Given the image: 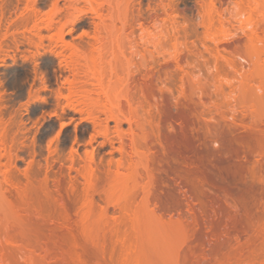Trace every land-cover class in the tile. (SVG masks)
<instances>
[{"label": "rangeland", "instance_id": "1", "mask_svg": "<svg viewBox=\"0 0 264 264\" xmlns=\"http://www.w3.org/2000/svg\"><path fill=\"white\" fill-rule=\"evenodd\" d=\"M170 1L5 0L0 9V134L4 133L6 146L0 148V264H185L184 255L192 245L191 231L201 232L202 229H197L201 225H191L192 216L184 205L178 215L177 212L165 214L161 216L162 222L159 216L160 221L155 220L156 224L155 217L145 216L144 219L142 215L139 227L135 228L133 212L139 198L132 196L138 189H134L129 181L119 185L111 162L119 158L114 123L109 122V139H104L97 120L105 119L103 112L96 106L85 107L81 104L84 102L81 96L69 98L70 85H66L65 80L73 79L72 49H63L56 38V33L62 29L66 43L79 45L86 55H90L92 49L88 42L102 23L124 25L126 32H134L136 40L141 37L143 46L139 50L145 58L132 76L134 83L129 90L136 99L135 107L132 106L136 108L140 99L156 104L153 106L154 121L158 125L156 135L148 128L144 130L145 134L140 132L146 137L141 140L144 150L160 162L159 158L165 154V139L186 138L193 144L192 150L201 155L208 153L213 162L222 156L227 141L234 144L255 133V110L259 108L255 107L260 103L256 97L259 101L256 106L255 94L262 95L259 89L264 88L259 81L264 79L255 77L258 73L264 78V50L259 59L255 55L260 53L258 49H264V44L250 45L253 48L261 46L256 48V53L253 48H250L252 52L246 50L249 42L245 36L255 31L259 15L255 13V2L248 6L246 2L236 4V0H214L220 13H215L214 20L218 14L221 18L213 21L212 26L206 18L208 26L205 27L202 26L205 15L200 10V0ZM173 3H177L176 10L169 8ZM96 7L99 14L94 11ZM143 29L148 32L143 33ZM37 32L42 40L37 37ZM258 34L262 36L261 31ZM26 37L35 39V45ZM145 41L151 43L144 46ZM221 47L230 49L226 51ZM257 83L261 88H257ZM256 88L260 92H256ZM230 93L239 97L236 102L228 97ZM89 95L96 100L94 93ZM71 102L78 108H71ZM119 102L124 112H130L132 107L124 99L120 98ZM259 111L257 113H262ZM180 115L189 119L191 127L183 133L177 124ZM262 122L264 126V120ZM111 141H115L113 145ZM130 143L126 136L127 151H130ZM250 147L249 161L240 154L238 162L242 167L239 177L243 186L240 189L249 194V191H255L258 180L255 175L264 170H255L261 165L257 162L258 166H255L256 159L260 161L263 154L257 155L255 144ZM89 154L94 157V163L90 164L94 176L88 186L82 172L84 167H89V161L85 159ZM179 165L183 170L185 166ZM162 167L165 166L162 164ZM154 168L157 166H152ZM157 175L164 177L162 173ZM259 178L258 181L261 176ZM165 183L168 186L160 188L163 193L169 191L179 196L178 186H172L170 181ZM126 185L124 193H127L124 194L122 189ZM153 189L155 191V187ZM156 189L161 191L158 186ZM152 204L151 209L154 208ZM219 204L223 206V203ZM155 212L159 215L156 209ZM146 218H150V224ZM253 218L250 232L243 234L237 245L235 240L231 241L225 251L232 253L238 248L239 258L233 259L237 256L233 254L227 259L224 253L213 258L216 259H212L213 262L204 260L210 264L264 263V219L255 222V215ZM178 219L187 236L181 229L174 231L180 224ZM169 222L175 229H169ZM212 243L215 241H210L209 245ZM167 245L175 249L172 258L166 257L172 250L168 247L167 252Z\"/></svg>", "mask_w": 264, "mask_h": 264}, {"label": "bare ground", "instance_id": "2", "mask_svg": "<svg viewBox=\"0 0 264 264\" xmlns=\"http://www.w3.org/2000/svg\"><path fill=\"white\" fill-rule=\"evenodd\" d=\"M200 1H201L200 10H202V12H203L202 15L203 14L205 15L204 18H202L203 17L202 15L200 16L203 19L202 26L205 25V27H206V26H208V24L212 26L213 21L215 22V20H217V18H219L218 16L220 14L216 10L215 2H214V0H200ZM236 1L238 2V3H236L238 5L239 4L242 5L246 2L245 4H247L248 6H251L250 2H252V3L255 2V13H257L259 15V18H258L257 22L255 23V31H253L254 29H252L253 32L252 33L248 32L250 35L245 36V37H247L246 41L249 42V49H246L247 47L245 49L251 50L254 47L253 45H255V43H257V42H260V44L262 42L264 44V0H255V1L254 0L253 1L252 0L251 1H249V0H236ZM170 2H172V0ZM4 4H5V0H0V9H3ZM176 4H174V3L169 4L170 5L169 8L176 10L175 9ZM94 11L97 14L100 13L99 8H97V7H96V9L94 8ZM217 12L219 14H218V16L216 15L217 17L214 20V17H215L214 15H215V13L217 14ZM173 18H174V16H173ZM206 18L209 22L208 24H207V21L205 22ZM49 20H51V19H49ZM201 22H202V20H201ZM47 27L48 28L50 27V22L47 25ZM47 27H45V29ZM258 31H261V33H262L261 37H263L262 38L263 41L259 35L260 32L258 34ZM147 32H148L147 29H143V33H147ZM39 35L40 34L38 33L37 37L39 38V40L40 39L42 40V37ZM148 35H150V34H148ZM56 38H57V41L62 43L61 45H63L62 46L63 49H64V47L66 49H69V48L72 49L71 51H72L73 57H70V60H71L70 65H71V72L73 74L71 76L73 77V79L72 80H68V79L65 80V83H67L66 85H68V86L70 85V87H69L70 89H68L69 94L71 93L69 98L72 99L71 95L81 96L84 99V100L82 99V101H84V102H82L81 104H84L85 107L89 106L91 108V106H92L95 108V106H96L97 108H99L103 112V114L105 115V119L100 120L98 118L97 120L99 121L98 122L99 133H100V135H102L104 137V139H107V140L109 139V131H110L109 122L112 121L114 123V139L118 143V147H116V150L119 153V158H117L115 160L112 159L111 162L116 169V174H117L116 181L119 185L125 183L126 181H129V183L132 184V187L134 189H136V190L138 189L137 190L138 192L135 190V192H137V193H134L132 196V197L136 196V198H139L138 203H136L137 206L134 210L135 212H133L134 221H135L134 224H136L135 228L139 227L138 223H139L142 215H143V218L145 216L150 217V218L155 217L154 221L158 220V222H159L161 220L160 222H162L161 216H163V215L165 216V214L172 213V212H177V215H178V212L180 211V207L185 205L186 212H188L189 216L190 215L192 216V217H190V218H192V221H193V222H191V225L193 227L201 225V226H199V228L197 227V229H202L201 232H200V230L199 231L196 230V231L200 232L197 235H196V233H198V232L195 233L194 229L191 231L192 233L190 234L191 235L190 238L192 241L191 240H189V241H191L190 243L192 245L190 246L191 248L188 250L187 254H185L186 256L184 255L185 264L189 263V262L192 264H193V262L198 264V263H200L199 262L200 260H201L200 264H206L207 262H208L207 264H210L209 261H211V262H213V260L215 261L218 258L217 255H224V253H225V256H224L225 258L226 257H227V259L232 258L233 254H236L240 250L237 248L235 250V252L233 251L232 253L231 252L226 253L228 250L230 242L235 240V244L237 245V243L240 242V240L242 239V238L241 239H239V238L243 237V234L245 236V233L248 230H251L252 224H253L252 220L254 219L253 218L254 215H255V222H259V220L264 219V170L261 172L258 171V170H260V169L262 170V168H264L263 167L264 166V163H263L264 162L263 161L264 160V157H263L264 156V126H263V122L261 123V121H263L264 119L260 118V117L264 118V115H263L264 114V109H263L264 108V97H263L264 92L262 91V89L264 90V88L262 87V89H259V88H261V86L259 87V85L257 83L258 87H257V85H256V87L261 91L262 95L259 93H256L259 91L256 88L257 91L255 93L259 94V95L255 94V104L257 106L259 101L261 104L259 103V106L255 107V108L259 107L260 109L258 108L255 110V112H256L255 113V122L256 123H255V133H253L254 136L248 135V137L241 138V139L237 140L236 142H234L235 145L230 143L229 141H227V143H225L223 148H222V153H221L222 156L218 157V159H214L213 162H212L213 159L212 158L210 159L211 156L208 153H202V155L198 153L199 154L198 155L194 150H192L193 144L191 142H189L186 138H181L180 140L179 139L177 140V139H173V137H170L172 139H170V140L165 139V143L163 146L165 154H163L164 155L163 159H162L163 155L161 156V158H159V160L160 159L163 160V161L160 160V162H161L160 163L158 161V159H154V158L150 157V154L148 153L149 151H145L143 148V144L141 143L142 142L141 140H144L146 138L145 135H142V133L145 134L146 128L150 129V132L154 133V135L158 134V132H157L158 131V125H156V122H155L156 121L155 120V112H154L155 110L153 107V106H156V104L152 105V104L148 103V101H143V100L141 101V99H140V101L138 102V106L136 108H134L136 105L135 95L130 93V90H129L131 85L134 83L132 76L135 73V70L136 71L139 70V67L142 64V60L145 58L143 51L139 50V48L140 47L142 48V46H143L142 45L143 39L140 37V40H136L135 36H134V32L132 30H130L129 32H126L124 25H122V27H117L116 25H105L104 23H102L98 27V29H97L94 37L92 38V40L88 42V45L91 47L92 52L90 55H86L82 51V49H80L79 45H77V46L71 45L69 43H66L67 41L66 42L64 41L65 39H64V33H63L62 29L58 30V32L56 33ZM259 38H260V41H259ZM26 40L30 44H32V43H34L33 41L35 39L26 37ZM15 41H16V39L14 40V42ZM146 41L144 42V46H145V44L151 43L150 41H148V42H146ZM218 42H220V41H218ZM40 43L38 41V44H40ZM38 44H37V46H39ZM257 44H259V43H257ZM34 45H35V43H34ZM250 45H252L253 47ZM259 45H257V46H259ZM247 46H248V43H247ZM257 46H255V48H253V49H254L255 53L258 52V50H259L260 53H256V55H255V58L258 57V59H259V56H260V54L263 53L262 50H264V49L260 48L261 46L260 47H257ZM262 47H264V45ZM1 48H2V42L0 39V50H1ZM256 48L257 49L260 48L261 51H260V49L257 50ZM225 49H223V50H225ZM227 49H230V48L227 47ZM227 49H226V51H227ZM237 49H239V48H237ZM237 49H235V50H237ZM240 50L242 51V49H240ZM226 51H224V52H226ZM233 51H231V52H233ZM251 52H252V50H251ZM220 54H222V53H220ZM262 55H264V53ZM218 56L220 57L219 54H218ZM222 56H224V55H222ZM222 56H221V58H222ZM137 58H139L140 61H137ZM222 59L224 60V58H222ZM225 60H226V58H225ZM217 63H218V60H217ZM256 72H257V70L255 68V73ZM240 77H241V75H240ZM257 77L259 79H262V80L264 79V78L259 77L258 73H257V76L255 78H257ZM255 81H258V80L255 79ZM259 81L261 84L264 85V83H263L264 80L262 82H261V80H259ZM87 85L90 86L89 89H87L88 88ZM229 86H231V85H229ZM195 88H197V87H195ZM238 89H239V87H238ZM70 90H72V91H70ZM180 90H181V87H180ZM148 91H149V89H148ZM233 91L234 90L232 89V92ZM90 93H94L97 96L96 100L93 101L90 98V95H89ZM180 94H181V92H180ZM230 94H231V96H230ZM230 94L228 97L231 99V101L233 100L236 102L239 97L237 98L236 94H233V93H230ZM224 97H225V95H224ZM256 97H258L257 99L259 101L256 99ZM120 98L124 99L126 101V103L128 104V106H130V108L132 107L129 110L130 112L126 113L120 107V102H119ZM225 101H226V103L230 102V100L228 102H227V100H225ZM257 101H258V103H257ZM262 104H263V106H262ZM69 105L71 106V108H78L77 105H74L72 102L69 103ZM156 110L158 111V109H156ZM157 111H156V113H157ZM258 111L262 112V113H257ZM259 115H261V116H259ZM232 118H234V117H232ZM177 122H178L177 124H179V126H180L182 133L185 130L188 131V129L189 130L191 129L189 119L187 120L185 117H182L180 115V118ZM261 125L263 127H261ZM124 126H126L127 128L124 129L123 128ZM140 132H142V133H140ZM186 133L187 132H185V135H186ZM185 135H184V137H185ZM126 136L129 138V140L131 142L130 143V151L126 150V147L124 144V138ZM115 141H111V144L113 145V143ZM0 143L2 144V146H0V148H2L4 146V149H5L6 146L4 145L5 141H4V133L3 132H2V134H0ZM194 143H195V141H194ZM251 144H253V145L255 144V151H256L257 155H258V153L263 154L262 158L260 155H258V156H260V158H259L260 161H258L256 159V165H255V166H258L259 163L261 164V165H259V167L261 166L260 168L258 167V169H257V167H255L256 168L255 170H257V172H259V175L261 174L260 175L261 176V180H260L261 182L258 181L260 179L259 178L260 176L258 174H257V176L255 175V177H257V178H255V180L258 179V180H256L258 182L255 181V183L258 184L260 182L258 184L260 189L258 188L257 184H255L256 185L255 191L253 190L255 193L250 189L251 190V191H249L250 194L248 192H246L247 193L246 194V193H244L243 190L240 189V186H243V184L240 185V183H242V182H241V177H239V176H241V175H239V171H240V168H242V167H241V163L239 165L238 162H240V159H239V156H241L240 154H242V156H243V158H245L246 162L249 161L248 157L250 156L249 155V152H250L249 150L251 149L250 146H253ZM233 146H235V147H233ZM249 147H250V149H249ZM7 154H9V153H7ZM2 155H3V153H2ZM85 157H86L85 158L86 161L87 162L89 161V167H88V169H87V167H86V169H84L85 168L84 167L83 168L84 171L83 172L81 171V172L84 173L82 175L85 177V179H87V183L89 186V185H91V182L93 181L92 178L94 176L93 167H91V165H90V164L94 163V157L91 154L86 155ZM155 160L158 162L156 163ZM154 161H155V164H157V165L154 164ZM83 162L86 163L85 161H83ZM257 162H258V165H257ZM162 164L165 167H162ZM179 164L185 166L186 168L183 167V170H181V166ZM178 165L180 166V168ZM3 166H4V164H3ZM152 166H154V167L157 166V168H154L155 171L157 173H162L163 174L162 176H164V177L163 178L158 177L159 174L157 175V173L153 171L154 169H152ZM162 168H164V169H162ZM5 170H6V168H5ZM257 172H255V173H257ZM8 178H9V176H8ZM157 178H159V179L157 180ZM2 179H4V178H2ZM4 181H5V179H4ZM167 181L172 182V186H175V187L178 186V188H179L178 194L180 193L179 194L180 197L177 195L175 196V194H173L172 192H169V191H167L168 193L162 192V190L160 188L163 187L164 185L166 186L167 183H165V182H167ZM261 183H262L263 188L261 186ZM157 186L159 187V190H161V191H158L156 189ZM154 187H155V191L153 189ZM126 188H127V185L122 189L123 193L125 192L124 189L126 190ZM257 188H258V190H256ZM128 189H129V187H128ZM129 192H130V190H129ZM126 193H124V194H126ZM132 199H134V198H132ZM181 201H183V203ZM151 202H153V204H152L154 206L153 209L150 208ZM219 202L223 203L224 207L221 206L220 204L218 205ZM220 206L222 208H220ZM155 209L157 212H159V215H155L156 214ZM158 217L160 218V220ZM179 217H180V215H179ZM150 218H146V219H148V221H147L148 223H149ZM251 218H253V219L251 220ZM179 220L180 219H178L177 221H179ZM156 221L154 222L155 224H156ZM178 223H180V224H178V229L176 230L174 226L171 227L172 224H170V222H169L168 223L169 229H171V230L175 229L174 231H178L179 229H181V233L184 236H187L188 234L185 233L186 231H185V228H183L182 223L180 221ZM137 224H138V226H137ZM255 226H256V223H255ZM137 230H139V229H137ZM137 230H135V231H137ZM182 230H183V232H182ZM174 231H172V232H174ZM249 232L250 231H248L246 234H248ZM140 236H142V234ZM184 236H183V238H186ZM190 238H187V239H190ZM167 240H168V238H167ZM212 240H214L215 243L214 244L212 243L211 244L212 247H211L209 244H210V241H212ZM5 243H7V242H5ZM170 246H173V245L170 244ZM170 246H168V245L166 246L167 252H168V250H167L168 247L170 250L172 249L171 252L169 251L170 254H168V256H166L168 258H169V255H170V258H172V256H173L172 252H173V250L175 251V249H173L174 247L170 248ZM207 247H211L208 250H206L208 253L205 251V248H207ZM163 251H165V250H163ZM167 252H165V253L167 254ZM221 253H223V254H221ZM236 255H234V257ZM239 255H237L233 259L239 258L240 257ZM168 258H167V260H168ZM213 258H216V259H213ZM204 259L205 260L210 259V260L206 262ZM169 260L171 261V259H169ZM173 260L175 262V257L173 258ZM202 260H204L205 262L203 261L204 263H202ZM174 264H177V263L175 262ZM260 264H264V263H260Z\"/></svg>", "mask_w": 264, "mask_h": 264}]
</instances>
